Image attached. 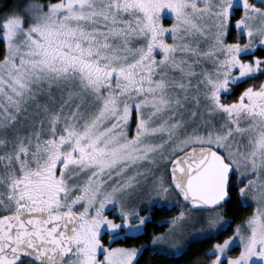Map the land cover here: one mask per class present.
<instances>
[{
  "label": "snow or ice",
  "instance_id": "snow-or-ice-1",
  "mask_svg": "<svg viewBox=\"0 0 264 264\" xmlns=\"http://www.w3.org/2000/svg\"><path fill=\"white\" fill-rule=\"evenodd\" d=\"M229 228L186 264H264V0L0 2V264H154Z\"/></svg>",
  "mask_w": 264,
  "mask_h": 264
},
{
  "label": "trees",
  "instance_id": "trees-1",
  "mask_svg": "<svg viewBox=\"0 0 264 264\" xmlns=\"http://www.w3.org/2000/svg\"><path fill=\"white\" fill-rule=\"evenodd\" d=\"M0 2H7L9 8L13 7L15 4V0H0ZM251 210H252L251 208H242V209L234 210L229 213V216L234 218L235 222H239L244 216L248 215ZM178 211L179 208L177 207H172L170 209L169 208L153 209V214H152L153 222L148 224V231L164 232L168 228V225L166 223L161 225L158 222L175 215ZM231 231L232 229L229 228L226 233H223L220 236H215L210 239L192 242L191 248L187 253H185V255L182 256L179 254H177L176 256L161 255L154 257L153 258L154 264H186V260L191 254L204 251L205 249L209 248L211 244L214 243L216 240L222 239L223 235L231 234ZM150 239H151L150 236H140L138 239L127 241V243L139 245L144 243L145 241H150ZM122 242L123 241H118V243H122ZM148 259H149L148 255L145 254V258L141 260V264H146V261Z\"/></svg>",
  "mask_w": 264,
  "mask_h": 264
},
{
  "label": "rangeland",
  "instance_id": "rangeland-1",
  "mask_svg": "<svg viewBox=\"0 0 264 264\" xmlns=\"http://www.w3.org/2000/svg\"><path fill=\"white\" fill-rule=\"evenodd\" d=\"M167 22H170V21H166V23ZM131 127H132V129L134 130V127H135V125H134V123L131 125ZM131 134V133H130ZM190 227H193V228H200L201 227V225L200 224H196V225H191ZM186 239H190V236H186ZM235 250H238V249H235ZM234 250V251H235Z\"/></svg>",
  "mask_w": 264,
  "mask_h": 264
}]
</instances>
